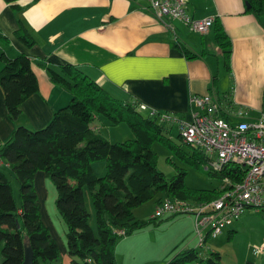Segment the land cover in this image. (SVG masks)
<instances>
[{
    "label": "crops",
    "instance_id": "1",
    "mask_svg": "<svg viewBox=\"0 0 264 264\" xmlns=\"http://www.w3.org/2000/svg\"><path fill=\"white\" fill-rule=\"evenodd\" d=\"M184 2L190 18L212 19L206 34L190 32L176 21L156 20L144 0H0V35L6 40L0 42V54L9 59L24 54L37 84V92L20 105V115L14 121L8 119L0 90V143L17 126L31 131L43 128L52 113L69 102V94L49 81L42 66H76L109 96L136 101L146 113H167L183 122H188L194 111L189 99L203 95L218 103V115L231 123L238 121L233 115L237 109L245 112L246 120L256 118L262 109L264 89V0L262 13L256 17L246 13L242 0ZM215 20L230 41L228 70L223 68L212 40ZM17 21L34 41L31 47L14 37ZM190 34L199 35L200 41H192ZM172 44L198 57L188 61ZM97 119L91 128L99 133L103 124ZM34 176L41 222L59 250V260L54 264H71L64 250L65 228L45 211L47 196L37 187L43 180L39 172ZM231 225L227 238L234 233ZM143 244L136 241L127 251L125 247L118 261L124 240L118 241L115 264H144ZM231 264H264V255L244 251Z\"/></svg>",
    "mask_w": 264,
    "mask_h": 264
},
{
    "label": "trees",
    "instance_id": "2",
    "mask_svg": "<svg viewBox=\"0 0 264 264\" xmlns=\"http://www.w3.org/2000/svg\"><path fill=\"white\" fill-rule=\"evenodd\" d=\"M242 2L247 4L246 13L255 17L261 15L262 0ZM10 7L17 8L14 4ZM17 24L14 37L31 47L34 41L21 22ZM212 40L223 68L228 70L231 45L217 20L213 23ZM0 42L6 43L1 35ZM172 47L188 61L198 57L181 45L172 44ZM0 64L3 104L8 119L14 121L20 115V105L37 92V84L24 54L11 59L0 54ZM42 67L49 81L68 93L70 99L66 106L52 113L43 128L31 131L17 126L1 144L0 162L17 183V199L0 166V264H21L25 247L31 250L32 264H54L59 260L57 243L40 219L33 185L36 172H41L54 189L53 205L65 228L64 250L71 264H115L114 246L121 236H116L114 230H123L126 236L153 223V220L143 222L133 216L132 210L140 205L153 199L154 205L165 199L213 200L219 195L221 179L239 181L242 177L238 168L228 166L220 173H210L218 181L215 188L192 193L183 186L182 170L176 169L166 180L156 170L150 145L159 142L180 153L169 141L170 128L158 121L162 113L150 115L145 110H137L136 101L114 100L76 66ZM101 116L111 125L125 122L133 139L108 143L91 128L93 120ZM176 138L179 139L178 135ZM95 161L105 163L102 177L97 178L92 173L90 163ZM83 188L88 190L94 210L95 234L88 225ZM157 195L160 197L155 198ZM167 264H219V255L208 253L200 257L194 249H187L179 251Z\"/></svg>",
    "mask_w": 264,
    "mask_h": 264
},
{
    "label": "built area",
    "instance_id": "3",
    "mask_svg": "<svg viewBox=\"0 0 264 264\" xmlns=\"http://www.w3.org/2000/svg\"><path fill=\"white\" fill-rule=\"evenodd\" d=\"M150 14L158 21L172 20L190 32L204 35L212 25L211 18L194 20L187 16L184 0H144ZM189 104L194 107L190 120L183 122L172 115L162 113L158 121L176 124L180 142L201 154L203 169L220 173L226 167L242 172L239 181L224 177L219 182V195L209 201L165 199L153 208L148 219L187 216L192 218L195 248L205 247L208 239H214L222 230L237 220L244 209L264 212V89L262 109L252 120L245 119L241 109L234 111L236 123L218 115L219 106L208 95L192 96ZM137 110L144 111L143 105ZM155 112L150 111V115ZM0 143V147H1ZM5 164L0 162V166ZM123 236V230H114ZM253 255H264V245L251 249ZM88 261V260H87Z\"/></svg>",
    "mask_w": 264,
    "mask_h": 264
},
{
    "label": "rangeland",
    "instance_id": "4",
    "mask_svg": "<svg viewBox=\"0 0 264 264\" xmlns=\"http://www.w3.org/2000/svg\"><path fill=\"white\" fill-rule=\"evenodd\" d=\"M170 22L173 23L174 21ZM169 36L171 37L170 34ZM171 38L173 39V37ZM189 38L197 43L200 41L199 35L190 34ZM112 98L120 103L124 102L117 98ZM221 99L222 97L220 96L219 100ZM128 101L130 102V100ZM142 115L145 116V113L142 112ZM96 121L103 124L101 125L102 130L99 128V135L108 143H121L133 139V135L125 122L111 125L110 122L102 116L98 117ZM164 126L169 128L170 125L165 124ZM96 131L98 132V130ZM176 134L177 126H171L169 141L174 146V149L179 150L180 154H176L173 150L166 148L159 142H154L150 145L149 149L155 159L156 170L160 172L166 180L175 174L176 169L182 170L184 173L183 186L191 193L195 191H210L215 188L218 185V181L212 178L209 172L204 171L203 159L200 158L196 151L183 145L180 140L176 138ZM90 167L92 173L97 178L102 177L105 173L104 161L90 163ZM1 168L11 185L12 194L16 200L17 183L8 172L7 167L3 166ZM39 173L42 177L43 184L37 182V187H41L47 196L43 204L44 209L51 217L54 216V218H58L53 205L55 197L54 189L51 182L46 179L41 172ZM158 197H160V195H157L155 198ZM83 200L85 209L89 215L88 225H90L89 227L92 228L95 234V214L89 198V192L86 188H83ZM154 206L153 199L133 209L132 214L137 220L147 222L149 215L153 212ZM263 213L264 212H259L255 214L253 209H244L238 219L233 221L230 229L234 231V233H232L229 238H227L226 235L227 227L223 229L221 234L216 238L206 240L205 247L201 249L195 248L196 241L193 236L192 218L187 216L159 217L154 220L152 224H147L132 234L121 236L116 244L118 241L124 240V245L119 247L117 259L120 261V256L123 254V249L125 247L127 251L136 241H144V264H167L179 251L187 249H194L200 257H204L212 251V253H217L219 255V264H231L235 256L242 254L244 251L249 252V250L254 247L264 245Z\"/></svg>",
    "mask_w": 264,
    "mask_h": 264
},
{
    "label": "water",
    "instance_id": "5",
    "mask_svg": "<svg viewBox=\"0 0 264 264\" xmlns=\"http://www.w3.org/2000/svg\"><path fill=\"white\" fill-rule=\"evenodd\" d=\"M245 6L247 7L246 3ZM21 264H32V253L28 247L24 248L23 260Z\"/></svg>",
    "mask_w": 264,
    "mask_h": 264
}]
</instances>
